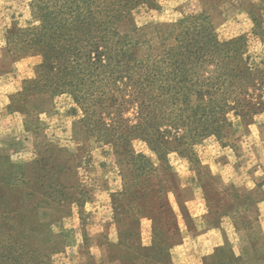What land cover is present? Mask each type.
Listing matches in <instances>:
<instances>
[{"label":"rangeland","instance_id":"1","mask_svg":"<svg viewBox=\"0 0 264 264\" xmlns=\"http://www.w3.org/2000/svg\"><path fill=\"white\" fill-rule=\"evenodd\" d=\"M31 4L0 0V45L7 47L6 28L12 27L7 48L12 63L0 101V264H185L182 256L194 254L195 247L187 244L197 230H231L228 216L253 209V199L232 197L229 189L252 190L264 179V114L243 122L238 111L230 113L234 135L224 140L228 146L209 139L192 155L168 153L179 192L159 195L152 177L147 195V182L135 187L126 180L130 169L122 148L85 133L84 114L70 93L51 94L27 84L41 64L40 57L24 52L39 24ZM251 6L239 14L226 3L212 14L197 15L190 3L181 7L179 0H157V9L140 7L119 31L149 43L158 57L176 44L182 20L198 17L208 24L213 15L219 39L247 36L248 61L264 69V39L259 30L253 34L254 16L264 26V18L254 14L264 10V0ZM246 91L241 98L256 102L264 85ZM232 98L225 100L231 104ZM123 116L136 123L134 107ZM104 122L111 125V117ZM135 149L162 173L145 144L138 142ZM260 211L264 222V206ZM253 233L259 235L257 227ZM253 256L263 254L255 250ZM211 259L207 264H220V254Z\"/></svg>","mask_w":264,"mask_h":264},{"label":"trees","instance_id":"2","mask_svg":"<svg viewBox=\"0 0 264 264\" xmlns=\"http://www.w3.org/2000/svg\"><path fill=\"white\" fill-rule=\"evenodd\" d=\"M142 6L157 9V0H32L39 24L24 52L40 57L41 64L27 84L51 94L70 93L81 106L85 133L122 148L130 169L126 180L135 187L147 182L144 193L151 195L153 177L163 196L169 189L179 192L168 153L192 155L209 139L228 146L224 140L234 135L230 113L238 111L243 122L264 114V95L256 102L241 98L248 88L264 85V69L248 61L247 36L221 41L212 21L208 25L198 17L182 20L176 44L155 57L149 43L119 31ZM254 14L263 20L264 10ZM253 23V34L259 30L264 39V26L255 16ZM227 96H233L232 105ZM132 107L134 124L123 116ZM107 116L111 125L104 122ZM138 142L156 154L162 173L138 154Z\"/></svg>","mask_w":264,"mask_h":264},{"label":"crops","instance_id":"3","mask_svg":"<svg viewBox=\"0 0 264 264\" xmlns=\"http://www.w3.org/2000/svg\"><path fill=\"white\" fill-rule=\"evenodd\" d=\"M182 5L190 6L195 9L193 13L199 15L218 11L226 3H230L233 9L239 14L246 13V6H251L261 2L262 0H179ZM197 3V4H194ZM222 5V6H221ZM177 14H180L178 12ZM211 21L215 26V21L212 15ZM2 24V23H0ZM9 23L6 28V33L10 31L12 27ZM1 29V27H0ZM7 39V38H6ZM12 59L7 51L6 45H0V101L3 100L2 89L5 84L7 75L10 71ZM5 76V77H4ZM228 190V188H227ZM231 196L237 194L236 197L242 199H253V209L247 213L244 211H235L234 215L228 216L226 220L231 221V230H225L224 227L219 229H199L196 235H191L187 245L195 247L194 254L190 256H182V262L185 264H207L208 259H211L213 254H222L229 252L234 254L235 258H228L221 255L217 261L220 264H264V224L261 222L260 210L264 206V179L255 183V188L252 190H241L235 185L231 186ZM228 190V191H229ZM240 193V194H239ZM255 200V201H254ZM192 201V200H191ZM190 202L189 204H192ZM252 220H255L254 223ZM253 227H257L259 235L254 236ZM255 250L260 251L263 257H251V254ZM212 260V259H211Z\"/></svg>","mask_w":264,"mask_h":264}]
</instances>
